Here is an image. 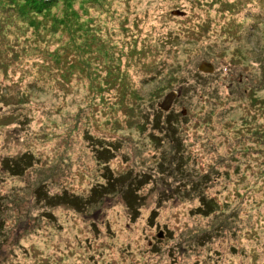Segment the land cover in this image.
I'll use <instances>...</instances> for the list:
<instances>
[{"label":"rangeland","instance_id":"obj_1","mask_svg":"<svg viewBox=\"0 0 264 264\" xmlns=\"http://www.w3.org/2000/svg\"><path fill=\"white\" fill-rule=\"evenodd\" d=\"M53 1L44 16L46 12L21 14L20 7L14 5L12 10L8 0H0V78L4 72L6 79L3 83L0 79V91L8 99L0 103V159L29 154L39 161L19 178L0 170V197L17 205L14 217L10 206L0 199L2 218H9L0 233V264H264L262 206H249L237 216L230 212L224 220L194 216L196 198L181 192L168 171L175 156L174 161L181 158L180 169L196 176L193 160H186L189 150L201 155L206 164L213 156L231 155L230 179L216 165L209 175L215 184L210 192L223 187L222 197L229 202L234 188L242 185L234 182L241 179L244 165L258 159L254 153L230 154L225 141L237 138L228 126L247 119L242 108L247 101H238L237 84L261 81L254 85L257 99L264 100V5L256 0ZM251 15H256L254 21L247 19ZM51 17L77 21L79 26L69 35L54 25L38 36V29ZM78 62H88L85 74L75 67ZM202 62L210 63L214 73L195 74ZM256 63L263 72L257 71ZM103 66L117 67L118 74H107ZM99 69V77H95L94 71ZM102 78L109 84L121 78L106 92L117 91L122 96L121 89L126 87L123 102L133 111L127 122L118 117L127 113L125 109L117 110L116 115L97 105L100 91L92 86ZM194 89L203 96H197ZM171 91L180 93L171 107L173 114L183 110L186 116L188 109L201 120L213 107L204 95L219 96L224 105L222 110L217 107L219 111L205 126L181 128L178 124L173 128L186 129L183 138L176 131L164 138L163 134L149 136L148 126L145 132L135 128L142 115L147 121L163 119L157 104ZM226 91L234 99L236 96L229 105L225 104ZM262 114L264 118V111ZM109 121L123 127L109 128ZM188 135L195 138L191 147L185 140ZM97 138L120 144L118 157L108 166L113 174L130 171L132 177H144L149 186L133 223L116 194L86 213L64 206L48 209L43 200L37 202L39 189L49 196L63 191L85 196L102 181V165L94 161L90 148ZM126 142L132 148V163ZM13 187L18 189L11 190ZM159 197L162 203L157 218L147 223ZM229 204L236 206V202ZM249 212H253L251 221L246 217ZM221 228L228 232L221 236Z\"/></svg>","mask_w":264,"mask_h":264},{"label":"trees","instance_id":"obj_2","mask_svg":"<svg viewBox=\"0 0 264 264\" xmlns=\"http://www.w3.org/2000/svg\"><path fill=\"white\" fill-rule=\"evenodd\" d=\"M17 0H8V5L12 8H14V5H17L20 7L22 10L21 14H42V12H46L43 14L44 16L48 15V11L51 8L49 6V3H54L55 1L50 0V1H43V0H19L20 4L16 3ZM41 1L39 5L42 6V9H39L38 7V2ZM258 4L262 7L264 5V0H256ZM44 2V3H43ZM32 6V7H31ZM231 12H233V8L230 9ZM70 11V10H69ZM20 12V11H19ZM178 13V12H177ZM180 13V12H179ZM259 11L257 10V14ZM20 14V13H19ZM74 15V13L72 14ZM49 17V16H48ZM256 18V15L247 16V19L253 20ZM48 22H45L46 24H43V26L38 29L37 27H34L40 31H49L52 30L53 26L56 25L57 28H64L69 35L73 34L71 31L73 30L74 32L77 29L76 24L77 21H59L55 17L51 19L46 18ZM48 23V24H47ZM79 26V25H78ZM228 31V29H227ZM231 36V35H230ZM88 48V47H87ZM85 48V50H87ZM54 55V54H53ZM86 63L88 62H78L76 66L81 67L80 73H84V68L86 67ZM70 64V63H69ZM67 63V66L69 65ZM259 67L257 68V71L263 72L262 71V66L260 63H256ZM60 70L62 68L58 66ZM69 67H73L70 66ZM102 71H105L107 74H118V68L115 66H103ZM56 68V67H55ZM198 68V67H197ZM100 69L97 71H94L96 74L95 77H99L97 73H100ZM101 71V72H102ZM114 71V72H113ZM228 72H226L227 74ZM195 74L199 76H210V74H203L198 71L195 72ZM90 75V74H86ZM5 73L1 72V83L5 82ZM60 78H68L66 75H59ZM122 77V75H121ZM212 77V75H211ZM121 81L117 79V81H110L111 84L107 81V78L105 79H99V84H96L95 82L93 83L92 88L95 90L100 91V96H98L97 99V105L99 106L100 109H106L108 110L111 114L113 112L117 114V110L125 109L126 114L118 117L123 118L124 122H127V117H131V113L133 112L130 110V106L127 102H123L125 99V93H126V87L122 88V96L119 92L113 91L106 92L108 89H110L112 86L116 83H119ZM107 89L105 90V86H107ZM254 84H261V81H256ZM245 85L243 86L242 84H237L238 86V93L240 95L238 101L245 100L247 101L246 107H242L244 112L247 114V119L243 120L240 124L231 126V124L228 126L229 130L232 132H236V137L234 140H229L225 141V146L227 147L225 150L227 152H230V154L234 155L235 153L243 156V155H249L251 153H254L255 156H257V160L250 165L249 163L244 165V168L241 175H240V180H237L236 183H241L242 185L239 188H234L233 192L230 194L231 200L228 202L226 197H222V191L224 190L223 187L220 188L219 191L215 192H210L211 187H213L214 180L210 175L211 172H213V167L216 165L218 168H223L221 171L222 173L225 174V178L230 179L231 173L229 171L232 169V157L229 155L227 158L222 156L221 158H216L213 156L210 161L206 164L205 162H202V156L201 155H196L192 151H188L187 161L193 160V163L196 165L198 174L196 173V176L192 172V175H189V171H186V169H180V162L181 158L177 159L174 161L176 158L175 156L173 157V161L168 165V168H171L168 171L170 172V176L176 178L177 183L179 184L181 188V192L184 194H190L192 197L196 198L197 200V207L195 206L193 210V215L200 217V218H216L219 220H224L228 217V214H231L230 212L233 213V216H237L241 213H243L246 209L252 207L253 209H257L259 207L264 208V118H262L263 114L262 111H264V100H258L257 99V88L255 85ZM263 84V81H262ZM114 88V87H113ZM112 88V89H113ZM125 89V90H124ZM197 96H203V92L199 89H194L193 91ZM178 93L177 98H179L180 93ZM233 93L227 92L226 91V105H229L230 102L236 101V96L234 99V96L232 95ZM236 95V93H234ZM8 99L5 95H3L0 91V103L6 102ZM126 100V99H125ZM178 100V99H177ZM204 100L207 102V104H211L213 107L207 109V111L204 112L203 118L200 120L196 117H194V114L190 113V111L187 109V114L186 116L182 115V113L179 111L176 114H173V111L170 109L168 112H162L161 110H158V115L161 117L163 116V119L160 121L159 119H155L156 117H153L151 121H147L145 116L142 115L140 121L136 122L135 128H137L141 132H145V127L148 126V131H149V136L152 135H159L163 134L165 138V134L169 135L170 133L174 134L176 131L181 138L184 137V131L186 129L179 130V129H173L176 128L179 124L181 128H188L190 125L192 127H196L200 123H203L205 126L206 124L210 123V118L215 113L216 111L218 112L219 110H222L224 101L219 99L218 97H207L204 95ZM19 101V100H18ZM210 101H212L210 103ZM136 107H139V104L135 105ZM129 107V108H127ZM217 107L220 109L218 110ZM134 110V105L133 107ZM103 111V110H102ZM104 112V111H103ZM207 112V113H206ZM206 113V114H205ZM104 114V113H103ZM105 117H108L110 115L105 114ZM110 125L108 126L109 128L112 126L116 127H123L117 122H110ZM114 123L118 125H114ZM207 126H210L207 125ZM115 129V130H116ZM190 130H193L191 128ZM230 136V135H229ZM188 137L185 136V140L190 141L188 143V146L191 147L195 145V138L189 139ZM196 137V135H195ZM214 135H212L210 138H213ZM85 138L89 140L90 143L93 142V139L88 136L87 133H85ZM178 137H175V139ZM193 140V141H192ZM115 141H111V143H106V141L103 138H97L95 140L96 145L94 146L91 144L90 148L92 150V155L94 158V161L96 163H99L102 165L101 167V182L93 185L88 191L85 196H77L74 195L73 193H69L67 191H63L62 193H55L54 196H49L46 192L42 190H37L35 192V196L37 199V202L40 203L43 200V206L48 209H54L59 206H64L76 213H86L89 212L92 209H95L96 207L101 206V204L110 196L113 195H118L122 202L123 205L125 206L128 215H129V222L133 223L135 220L138 219L139 216V209L141 207L140 199L142 196H146L148 193V187L146 184V179L144 180L143 178H137L138 176L141 175H134L130 171L123 172L121 174H113L112 171L109 169V165L116 160L118 157L117 150H118V144ZM120 141V140H119ZM121 142V141H120ZM126 148L128 147V156L130 159V163L133 162L131 161V158L134 159V156L131 154L132 148L128 142H126ZM102 144V145H101ZM98 145V146H97ZM239 146V149H238ZM94 149V151H93ZM240 152V153H238ZM104 158V160H102ZM128 159V160H129ZM39 161H36L32 157V155L29 154H23L19 158H12V157H4L0 159V170L3 171L4 174L8 175L9 177L12 178H19L22 176L25 172L29 174L28 171L32 170L34 168V165L38 163ZM236 168V166H235ZM240 169V168H239ZM236 171H238L236 169ZM229 173V174H228ZM229 181V180H228ZM254 183L252 184V182ZM176 182L174 181V184ZM18 189V187H13L11 190ZM69 193V194H68ZM259 195V196H256ZM2 200H5V198H1ZM6 202V200H5ZM231 202H236V206L231 208L230 204ZM160 197L158 199V205L156 208H154L148 218H147V223L150 222L152 223L156 218H157V210L160 209V204H161ZM6 206H10V210L12 211V214L14 217L17 216V205L14 202H6ZM260 208V209H261ZM4 212V209L2 208V203H0V233L1 229L6 226L5 223L9 222V218H2V213ZM238 213V214H237ZM258 213V212H257ZM255 214L258 216V214ZM251 216H253V212H249L248 215L246 216L248 218L247 221H251ZM43 217L50 218V216L43 214ZM259 217V216H258ZM255 221H258V219H255ZM152 225V224H151ZM264 225V219L263 223ZM215 227V226H214ZM219 231L220 235L228 230H225L224 228L220 229ZM231 232V231H230ZM2 234V233H1ZM256 240V239H255ZM114 264V263H112ZM131 264H138L137 262L132 261Z\"/></svg>","mask_w":264,"mask_h":264},{"label":"water","instance_id":"obj_3","mask_svg":"<svg viewBox=\"0 0 264 264\" xmlns=\"http://www.w3.org/2000/svg\"><path fill=\"white\" fill-rule=\"evenodd\" d=\"M47 1V0H46ZM197 71L203 74H213L214 68L210 63L202 62L197 68ZM177 93L174 91H171L167 93L162 101L157 104V108L160 109L162 112H168L170 108L172 107L174 101L177 98ZM182 115H185V111L182 110ZM161 233L158 234V238H161Z\"/></svg>","mask_w":264,"mask_h":264}]
</instances>
